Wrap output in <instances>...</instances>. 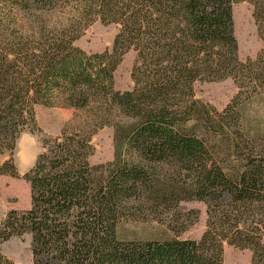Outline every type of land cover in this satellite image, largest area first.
<instances>
[{
  "label": "trees",
  "instance_id": "1",
  "mask_svg": "<svg viewBox=\"0 0 264 264\" xmlns=\"http://www.w3.org/2000/svg\"><path fill=\"white\" fill-rule=\"evenodd\" d=\"M237 2L251 6L262 43L244 61ZM96 22L117 32L110 50L86 53L75 42ZM130 51L132 87L117 91ZM226 79L236 94L221 112L195 98L196 84ZM38 106L89 117L42 139L24 175L31 208L7 213L0 245L30 235L32 264H220L224 240L264 264V0H0V175L17 176L16 142L38 131ZM104 127L113 159L92 166ZM184 201L206 203L198 241L165 234L197 220L178 212ZM151 222L168 223L148 237L118 234ZM0 264L14 263L0 253Z\"/></svg>",
  "mask_w": 264,
  "mask_h": 264
},
{
  "label": "rangeland",
  "instance_id": "2",
  "mask_svg": "<svg viewBox=\"0 0 264 264\" xmlns=\"http://www.w3.org/2000/svg\"><path fill=\"white\" fill-rule=\"evenodd\" d=\"M65 16V15H64ZM234 22V34L238 45V56L241 60L253 59L262 48V43L257 35L256 27L252 19V8L247 2H237L232 5ZM117 32L115 26H103L99 22L91 25L83 35L75 42V45L86 53H102L110 50L114 36ZM135 54L126 53L118 64L113 78L114 88L117 91H127L132 87L130 73L134 64ZM236 94V87L231 79L219 82H203L195 85V98L221 112ZM38 131L25 132L35 136L23 135L16 142L13 152V161L17 170V176L0 175V222L11 210H28L31 208L29 184L24 175L33 167V160L41 152L42 139L44 137H56L66 127H79L89 117L87 112L76 111L61 107L38 106L35 109ZM25 138V139H24ZM94 148L93 155L89 158L92 166L106 164L113 159V129L104 127L98 130L91 139ZM22 152V153H21ZM24 152V156H23ZM23 156V157H22ZM8 159L0 156V165ZM189 211L197 212V220L192 222V217L187 220L191 224L186 231L174 235L173 232H165L169 238L180 240L198 241L205 231L206 203L199 201L180 202L178 212L185 215ZM170 220L171 216L166 215ZM191 220V221H190ZM190 221V222H188ZM166 226L168 222H164ZM156 223H126L119 229L121 238L148 237L157 230L165 231V228ZM220 264H251V252L239 250L229 246L226 241L220 244ZM0 253L13 261L14 264H32L31 237L11 238L0 245Z\"/></svg>",
  "mask_w": 264,
  "mask_h": 264
},
{
  "label": "clouds",
  "instance_id": "3",
  "mask_svg": "<svg viewBox=\"0 0 264 264\" xmlns=\"http://www.w3.org/2000/svg\"><path fill=\"white\" fill-rule=\"evenodd\" d=\"M23 135H30V136H33V139H35V136H34V134H32V133H21V136H23ZM35 163V160H33V164Z\"/></svg>",
  "mask_w": 264,
  "mask_h": 264
},
{
  "label": "bare ground",
  "instance_id": "4",
  "mask_svg": "<svg viewBox=\"0 0 264 264\" xmlns=\"http://www.w3.org/2000/svg\"><path fill=\"white\" fill-rule=\"evenodd\" d=\"M24 139H25V138H24ZM21 153H22V152H21ZM23 156H24V152H23ZM23 156H22V157H23Z\"/></svg>",
  "mask_w": 264,
  "mask_h": 264
}]
</instances>
